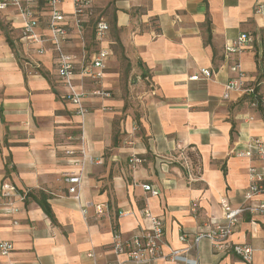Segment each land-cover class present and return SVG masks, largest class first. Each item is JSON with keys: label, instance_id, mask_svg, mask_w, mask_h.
<instances>
[{"label": "crops", "instance_id": "1", "mask_svg": "<svg viewBox=\"0 0 264 264\" xmlns=\"http://www.w3.org/2000/svg\"><path fill=\"white\" fill-rule=\"evenodd\" d=\"M39 6L36 34L47 40L46 0ZM61 7L73 13L72 0ZM97 9L110 24L112 54L102 80L77 73L75 82L111 96L93 94L85 102L84 145L102 162L86 167L81 202L64 181L78 170L77 157L64 148L80 145L81 117L58 77L53 45L23 41L22 17L12 7L0 12L6 28L0 26V241L14 244L10 254H0V264H136L116 254L111 241L114 230L127 238L147 229L145 207L162 218L165 250H183L176 260L154 264H264V216L249 211L229 240L254 247L251 263L208 239L191 247L199 229L223 220V197L233 207L246 203L248 167L260 164L238 152L253 137L264 142V114L238 92L225 99L224 85L235 59L225 56V45L243 32L256 40L236 58L251 78L264 77V0H100ZM92 20L83 35L71 24L68 52L98 48ZM24 59L38 65L36 72H24ZM201 68L214 70V77L191 79ZM125 71L129 82L122 80ZM132 153L144 163L133 167ZM185 158L195 167L194 178ZM8 185L16 194L6 199L2 190ZM40 199L49 203L51 216ZM86 202L102 204L104 212L92 205L83 213Z\"/></svg>", "mask_w": 264, "mask_h": 264}, {"label": "built area", "instance_id": "2", "mask_svg": "<svg viewBox=\"0 0 264 264\" xmlns=\"http://www.w3.org/2000/svg\"><path fill=\"white\" fill-rule=\"evenodd\" d=\"M64 0H46V27L50 31V37L47 39L53 45L55 52V60L57 65L58 77L68 90V98L75 105L76 113L81 117L80 126L82 129L79 140V146H67L64 148L65 154L69 157L76 156L74 164L78 170L66 174L64 181L67 184V190L70 195L81 202V189L84 182V172L88 165L99 164L102 162L100 157L92 155L85 147L84 141V117L88 113L86 107V99L90 95L101 94L110 97L111 93L95 89L88 91L84 87H80L75 82V76L78 73L81 78H87L94 82H99L105 76V70L108 60L112 54L111 47L107 43L108 33L110 31L109 22L102 16L94 21L95 40L98 48L91 54L84 49L81 53H71L66 50V44L69 39L71 24H74L80 35H83L84 25L86 21L96 17V5L99 0H72L73 13L66 14L61 5ZM40 0H0V12L12 7L22 17L23 25L21 29V39L26 42L43 43L42 38L36 34V28L40 24L41 9ZM263 5L260 4L257 10H262ZM256 40L252 33L243 32L237 37L228 41L225 45V56H234L235 59L229 65L232 75L227 79L224 89V98L229 99L232 92L241 94L248 104L255 109L260 110L264 114V77L262 80L251 78L247 71L243 68L237 55L246 51ZM37 52L42 54L45 52L43 46L37 48ZM24 72L27 74L36 72L38 65H33L27 59L22 62ZM35 66V67H34ZM215 75L214 70L210 68H201L199 74L192 75L191 79H212ZM147 79H149L147 77ZM252 120V116H248ZM239 156H248L253 160H259L260 164H251L248 167L250 175V185L246 191V203L240 207H233L227 197L220 200L224 210V218L222 221H210V223L199 229L194 237L191 247H198L200 242L208 239L215 248L229 250L237 254L247 263L253 261L255 249L250 244L231 243L230 236L235 230L242 214L251 212L264 216V199L257 200L256 196L264 195V142L260 137H253L249 142V148L246 151L238 152ZM145 158L132 153L129 162L133 167L143 164ZM185 166L193 176L195 167L185 158ZM194 167V169H193ZM194 178V176H193ZM146 191H150L153 195H158L159 190L152 185L143 184ZM16 194L14 186H6L2 190V196L6 199ZM27 193L21 195V199H26ZM94 204L90 202L82 203L83 213H86L88 207ZM96 211L101 214L104 212L102 204H95ZM7 211H13L12 208H4ZM143 215L150 220V226L142 231L133 233L125 238L118 230H114L111 246L118 255H125L127 259L136 264H154L159 260H176L183 252L182 249H171L169 252L165 250L167 246L164 238V227L162 218L154 214L148 207L143 210ZM180 239L184 242L188 241V235L183 234ZM14 249V244L9 240L0 241V254L8 255ZM94 256V253H88Z\"/></svg>", "mask_w": 264, "mask_h": 264}, {"label": "rangeland", "instance_id": "3", "mask_svg": "<svg viewBox=\"0 0 264 264\" xmlns=\"http://www.w3.org/2000/svg\"><path fill=\"white\" fill-rule=\"evenodd\" d=\"M100 1V0H99ZM96 9H97V5H96ZM96 17H94L93 18V20H92V23L96 20V18L97 17H99V16H102V17H104L105 19H106V17L103 15V14H101V13H99L98 12V9H97V12H96V15H95ZM91 51H89V54H91L95 49H90ZM115 50H116V52L118 53V55L119 56H121V58H120V60L122 61V63L125 65V63H126V59L124 58V56H122V53H121V51H120V49L119 48H116L115 47ZM127 76H128V73L125 71V75H123V77H122V80H127V82H129V78H127ZM135 78V77H134ZM134 78H133V80H131V83H132V85L134 84ZM137 90V89H136ZM136 90H134V94L136 95ZM142 165V164H141ZM140 166V165H139Z\"/></svg>", "mask_w": 264, "mask_h": 264}, {"label": "trees", "instance_id": "4", "mask_svg": "<svg viewBox=\"0 0 264 264\" xmlns=\"http://www.w3.org/2000/svg\"><path fill=\"white\" fill-rule=\"evenodd\" d=\"M0 26L2 27V29H6L5 28V26H4V24L2 23V22H0ZM7 39H8V41L10 42V44H12V45H14V43L12 42V40L10 39V37H9V35L7 34ZM263 76H264V74H263ZM189 155V157H191V155H193V154H188ZM40 204L42 205V207L44 208V210L48 213V214H50V216L52 215L51 214V209H50V205H49V203L47 202V200L46 199H40Z\"/></svg>", "mask_w": 264, "mask_h": 264}]
</instances>
